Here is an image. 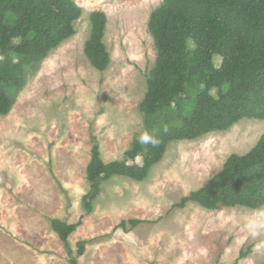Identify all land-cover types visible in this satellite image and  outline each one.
I'll list each match as a JSON object with an SVG mask.
<instances>
[{"label":"rangeland","instance_id":"374dc122","mask_svg":"<svg viewBox=\"0 0 264 264\" xmlns=\"http://www.w3.org/2000/svg\"><path fill=\"white\" fill-rule=\"evenodd\" d=\"M73 1L82 8L76 32L50 51L0 115V264H69L52 218L82 221L68 239L73 254L87 241L79 264H264V207H172L207 184L230 154L249 151L264 120L171 141L144 180L103 181L85 212L93 141L104 162L120 160L145 131L139 105L156 57L148 19L162 0ZM93 11L107 18L104 71L84 53ZM131 219L141 222L131 227Z\"/></svg>","mask_w":264,"mask_h":264},{"label":"trees","instance_id":"16d2710c","mask_svg":"<svg viewBox=\"0 0 264 264\" xmlns=\"http://www.w3.org/2000/svg\"><path fill=\"white\" fill-rule=\"evenodd\" d=\"M81 14L73 0H0V115L10 112L50 51L76 32ZM106 22L102 11L89 15L84 53L98 71L110 63ZM148 28L156 57L139 105L145 131L120 160L104 162L93 141L86 167L89 190L81 199L86 213L103 181L144 180L171 141L223 132L243 119L264 120V0H162L149 15ZM188 202L206 210L264 207V133L246 153L230 154L207 184L172 207ZM129 221L131 227L141 222ZM81 222L50 219L69 264H79L85 251L86 240L76 243L75 254L68 241ZM117 226L126 230V221ZM245 255L240 251L239 257Z\"/></svg>","mask_w":264,"mask_h":264}]
</instances>
